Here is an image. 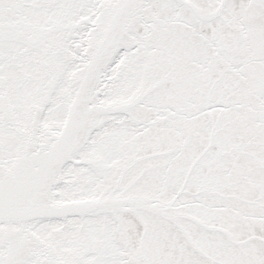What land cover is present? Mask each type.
<instances>
[{"label": "snow or ice", "instance_id": "6c2138e0", "mask_svg": "<svg viewBox=\"0 0 264 264\" xmlns=\"http://www.w3.org/2000/svg\"><path fill=\"white\" fill-rule=\"evenodd\" d=\"M0 264H264V0H0Z\"/></svg>", "mask_w": 264, "mask_h": 264}]
</instances>
